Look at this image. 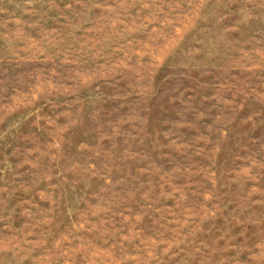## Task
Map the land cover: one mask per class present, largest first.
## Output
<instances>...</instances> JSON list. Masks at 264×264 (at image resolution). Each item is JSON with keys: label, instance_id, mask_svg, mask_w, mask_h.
<instances>
[{"label": "rangeland", "instance_id": "374dc122", "mask_svg": "<svg viewBox=\"0 0 264 264\" xmlns=\"http://www.w3.org/2000/svg\"><path fill=\"white\" fill-rule=\"evenodd\" d=\"M0 264H264V0H0Z\"/></svg>", "mask_w": 264, "mask_h": 264}]
</instances>
